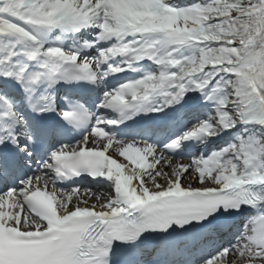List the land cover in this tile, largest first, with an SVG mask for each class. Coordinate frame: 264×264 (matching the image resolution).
I'll use <instances>...</instances> for the list:
<instances>
[{"label":"snow or ice","instance_id":"6c2138e0","mask_svg":"<svg viewBox=\"0 0 264 264\" xmlns=\"http://www.w3.org/2000/svg\"><path fill=\"white\" fill-rule=\"evenodd\" d=\"M0 264H264V0H0Z\"/></svg>","mask_w":264,"mask_h":264},{"label":"bare ground","instance_id":"6f19581e","mask_svg":"<svg viewBox=\"0 0 264 264\" xmlns=\"http://www.w3.org/2000/svg\"><path fill=\"white\" fill-rule=\"evenodd\" d=\"M121 160L123 159V158H120ZM97 210H99V209H97Z\"/></svg>","mask_w":264,"mask_h":264}]
</instances>
